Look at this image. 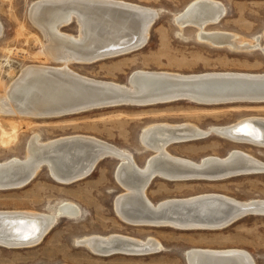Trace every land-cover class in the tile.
Listing matches in <instances>:
<instances>
[{"label": "bare ground", "instance_id": "bare-ground-1", "mask_svg": "<svg viewBox=\"0 0 264 264\" xmlns=\"http://www.w3.org/2000/svg\"><path fill=\"white\" fill-rule=\"evenodd\" d=\"M226 14V7L217 0H195L176 16V22L181 29L195 28L197 40L201 43L234 52L260 51L264 55V43L259 35L250 40L231 32L208 29L209 25L220 23ZM157 16L159 13L155 9L119 0L34 2L30 17L45 37L48 58L62 66L30 65L25 68L7 92L0 95V114L42 119L87 112L81 110L66 114L74 110V106L103 93L94 85L117 88L129 95L128 99L121 100L124 104L114 107H146L177 101L206 106L264 103V74L213 72L182 75L140 70L131 75L130 78L134 79L132 85H124L94 80L70 68L73 63L91 64L144 48ZM72 22L79 26V37L63 32V28ZM3 33L0 21V38ZM240 92H246L248 97L243 98L249 100L220 101L239 97ZM175 94H186L191 98L170 100ZM196 96L203 102L195 101ZM212 135L236 145L264 148V117H248L208 130L192 123L149 125L142 130L140 141L153 155L143 167L128 151L93 136L70 135L43 141L41 135L35 134L29 140L25 159L12 158L0 163V191L27 186L43 168L48 169L55 181L72 184L91 176L104 159L113 158L119 162L116 179L125 189L116 198L115 211L129 225L216 231L247 216H264V199L240 201L208 193L154 204L148 198L147 190L156 178L177 182L221 181L264 174V162L243 150H232L224 158L211 156L200 162L169 152L173 145ZM79 215L80 209L73 202L62 203L55 214L29 210L0 211V247H33L57 225L60 218H78ZM78 243L103 257L145 256L163 250V245L155 238L143 240L121 234L87 236ZM186 261L187 264H256L251 253L234 248L192 249L187 252Z\"/></svg>", "mask_w": 264, "mask_h": 264}, {"label": "rangeland", "instance_id": "rangeland-1", "mask_svg": "<svg viewBox=\"0 0 264 264\" xmlns=\"http://www.w3.org/2000/svg\"><path fill=\"white\" fill-rule=\"evenodd\" d=\"M38 0H0V95H4L30 65L61 67L48 58L46 40L30 17ZM155 9L159 16L151 28L148 44L135 52L91 64H70V68L99 81L128 84L135 71H164L182 75L215 72L264 74L260 51L234 52L215 48L197 39L193 27L181 29L176 16L195 0H119ZM227 9L226 16L209 30L238 34L246 39L259 35L264 43V0H217ZM176 22V23H175ZM63 32L79 37L77 22ZM248 117H264V103H237L206 106L177 101L146 107L119 106L95 109L59 118H30L0 114V163L12 158L25 159L29 140L39 134L43 141L70 135L98 138L131 153L143 167L153 152L140 141L142 130L156 123H192L208 130L227 126ZM28 125V126H27ZM243 150L264 162V148L236 145L218 136L169 148L175 156L202 161L226 157L232 150ZM119 162L101 161L91 176L72 184L55 181L43 168L27 186L0 191V211H36L55 214L65 202L80 209L78 218L62 217L37 245L30 248L0 247V264H187L192 249H241L264 264V216H247L216 231H181L168 227H141L125 223L115 211L116 198L125 189L115 171ZM215 193L240 201L264 199V174L243 175L221 181H167L156 178L147 190L157 204ZM121 234L139 239L155 238L163 245L159 253L145 256H99L78 240L92 235Z\"/></svg>", "mask_w": 264, "mask_h": 264}, {"label": "water", "instance_id": "water-1", "mask_svg": "<svg viewBox=\"0 0 264 264\" xmlns=\"http://www.w3.org/2000/svg\"><path fill=\"white\" fill-rule=\"evenodd\" d=\"M155 14L152 15V18H154ZM158 17V16H157ZM156 21V19H155ZM155 21H153V24L155 23ZM146 76L144 75L143 78H145ZM132 78L129 79L128 85H132L133 83ZM201 79H198L197 81H200ZM203 80H207V79H203ZM89 84V83H88ZM90 85H94V84H90ZM89 85V86H90ZM97 86L95 88H101L103 92L101 95H97L96 98L94 99H90L87 102H85L84 104H80L78 106H74V110H72L71 112H68L66 114H70V113H75L78 111H90V110H95V109H101V108H109V107H114L120 104H124L123 101H121L122 99H128L129 95L126 94L125 91H121L117 88H113V87H105L103 85H94ZM103 86V87H102ZM99 89V90H101ZM198 96H196V98H194L195 101H202L199 98H197ZM243 97H248L246 96V92L239 93V97H229L226 100H220L222 102H240V101H247L249 100V98H243ZM183 98H191L189 96H187L186 94H183V96L180 94H175L173 96H171V98H169L170 100L174 101V100H179V99H183ZM203 102V101H202Z\"/></svg>", "mask_w": 264, "mask_h": 264}]
</instances>
